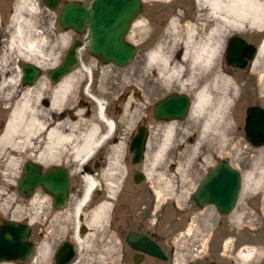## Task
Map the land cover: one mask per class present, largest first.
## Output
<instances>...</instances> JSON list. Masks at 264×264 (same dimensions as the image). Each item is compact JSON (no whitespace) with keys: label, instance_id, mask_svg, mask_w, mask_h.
I'll use <instances>...</instances> for the list:
<instances>
[{"label":"flooded vegetation","instance_id":"af4514ba","mask_svg":"<svg viewBox=\"0 0 264 264\" xmlns=\"http://www.w3.org/2000/svg\"><path fill=\"white\" fill-rule=\"evenodd\" d=\"M191 20L188 17L184 21ZM235 37L241 38L231 37L226 46L225 59L230 67L227 51ZM132 85L135 88L128 90L132 97L128 112L117 106L111 120L110 109H104L113 131L107 135L104 122L98 127V135L104 141L85 162H78L74 152L88 133L84 120L94 112L85 102L87 90L91 96L97 94L93 80L88 86L81 84L77 98L66 107L55 111L49 94L38 110L41 118L44 111H50L46 115L47 130L61 126L62 134L73 136L69 142L75 148L69 154L74 155L72 162L52 163L39 157L38 152L25 164L19 162L13 173L15 180H11L5 178L9 175L7 155L0 152V264H264V221L259 220L263 204L256 200L261 196L246 193L243 173L228 161L209 163L203 171H194L197 182L191 187L188 204L182 203V181L172 178L177 166L174 153L184 148L177 146V134L190 115L193 93L174 90L151 101L155 92L149 83H143L142 88ZM182 94L190 98L187 118L157 120L156 105L169 96ZM129 113L132 118L138 117L130 125ZM5 123L2 118L0 130ZM169 126L174 127L173 137L164 155L155 161L154 155L164 144ZM142 135L144 139L139 142ZM134 141L137 150L141 146L138 156L131 151ZM46 143L44 138L39 149L45 148ZM27 162L38 167L41 175L53 170L67 173L69 188L64 205L58 207L56 197L41 185L32 189L30 198L22 195L19 184ZM224 167L240 173L236 204L226 214L214 205L201 207L194 199L205 179ZM87 178L94 184L91 189ZM5 182L10 186H5ZM23 204L30 205L25 216ZM101 209L104 210L99 214ZM10 222L28 226L26 244L22 235L11 233H22L23 227L8 228ZM184 230L186 235L190 232L208 236L207 242L186 238Z\"/></svg>","mask_w":264,"mask_h":264},{"label":"rangeland","instance_id":"374dc122","mask_svg":"<svg viewBox=\"0 0 264 264\" xmlns=\"http://www.w3.org/2000/svg\"><path fill=\"white\" fill-rule=\"evenodd\" d=\"M66 1L79 2L89 6L93 0ZM141 1L142 11L133 21L126 36V40L136 46L137 54L130 65L125 68H119L112 64H104L89 53V35L87 31L83 34H77L73 30H64L60 27L59 14L63 4L55 10H49L43 0H29L31 5L29 8H36V13L30 14L31 11L26 9L24 11V15H26L25 19L32 26L33 32L40 34L41 38L47 41L46 45L42 49H39V52L42 51L43 53L44 51L45 56L43 57L45 58L39 57V55L37 56L39 62H42V67L40 68L42 70V77L33 85L38 89L34 96L36 97V94L41 91L42 86L43 89L47 85L53 87L47 77V72L62 64L66 53L76 40L83 43V47L79 50V68L72 74L76 89L74 88L71 92L72 94L54 108L56 111L66 107L71 99L77 98L76 95L79 86L81 84L88 86L93 80L97 94L93 96L89 95L86 87L88 93L85 95V102L94 110V112H91L92 117H86V120H84L85 128H87L88 132L93 126H103V122L98 118L97 102H101L104 108L110 109L112 115L109 116V119L111 120L116 116L114 109L117 106L123 111H129L132 97L128 95V90L134 87L132 85L133 83H136L140 88H142L143 83H149L151 89L155 92L152 93L151 101H154L162 93H168L174 90L187 94L194 93L197 81L198 83L200 82L198 74H196L198 79H194L195 82L186 81L189 77L187 76L189 75V70H185L183 79L180 81H168V75L165 72H160V63L157 61L150 63L148 54L153 52L159 44H162L163 56L169 62H177L181 45L176 34L171 33V23L173 19H176V15L181 14L189 15L193 19V14L197 13L198 10L196 0H173V2H169L170 0ZM17 2L18 0H0V37L4 43L2 46L4 53L7 52L6 48L9 41L8 34H5V32L11 28V21ZM163 34L164 37L168 34V37L166 36L164 38ZM233 36L243 38L248 44L255 46L257 49L260 47L264 38V34L246 30L245 33H232L227 39L226 44ZM13 57L16 56L13 55ZM225 58L224 55V59L219 61L217 70L222 71V67L226 70L223 76L229 79L230 87L234 94L230 108L224 113L225 119H217L212 129L207 133H203V123L208 117V112L195 116L190 112L189 117L183 123V130L180 134H177V146L182 145L184 148L176 150L174 153V161L177 163V166L172 178H178V180L182 181V203L184 206L188 204V198L192 191L191 187L197 182V177H195L193 172L197 170L203 171L207 167V164L220 160L228 161L234 168L240 170L244 175L245 185L247 177L252 178L253 183L250 194L260 195L261 198H257V201L264 200V147L257 148L252 146L246 140L244 130L247 108L253 105L264 107V89H262L264 85V57L257 66L252 67L251 64L249 67L243 69L244 71L241 69L235 70L232 66H228ZM23 64H25L23 59H13L11 69L18 71V68L22 67ZM16 75L17 73L15 72L13 76L15 77ZM225 83L223 85H226ZM18 85H20V80L18 81ZM16 88L17 86L15 90ZM12 90L10 88L6 90L4 92L5 95L13 93ZM215 93L221 94V91L217 90ZM45 100L46 98L44 97L37 101L35 106H37L38 110L41 109V105ZM10 101L5 102L0 99V120L2 118L3 120L4 118H8L7 111L12 106V102ZM213 108L214 106L209 108L208 111ZM47 113L42 114L44 115L43 117H46ZM130 113L127 117L129 120L128 125L133 120L136 122L138 119L137 115L132 118ZM39 117L41 118L40 115ZM38 140L42 144L44 140L43 136L40 135L39 139L35 141ZM20 141L22 140L17 138L16 142ZM73 146L69 143L65 144L64 147L66 150H69L54 160L49 158L47 149H40L43 153L40 152L39 155L40 157H45L46 161L52 163L62 161L72 162L74 155L69 154L75 150ZM20 154L21 157L18 156L17 152L13 155H7V158L16 157V161L21 162L23 165L26 161L34 158L33 154H35V150H31L26 146L21 149ZM6 167L9 170V175L5 176V178L15 180L13 173H16L18 166L11 167L7 164ZM159 171H162V169H159ZM192 181L194 182L192 183ZM258 182L262 183L258 184ZM5 186L9 187L10 185L5 182ZM23 209L22 216H25L26 213L30 212V205L23 204ZM260 212L259 220L262 219L264 221V205ZM185 232L186 230H184V236L186 238L191 237V239H197L202 244L207 242L208 236L201 234L191 235L190 232L186 235Z\"/></svg>","mask_w":264,"mask_h":264},{"label":"bare ground","instance_id":"6f19581e","mask_svg":"<svg viewBox=\"0 0 264 264\" xmlns=\"http://www.w3.org/2000/svg\"><path fill=\"white\" fill-rule=\"evenodd\" d=\"M169 2H173V0ZM196 3L198 10L191 21H184L188 19L189 15L181 14L176 15V19H173L171 23V33L176 34L181 45L177 62H169L163 56L162 44H159L153 52L148 54V60L150 63L155 61L160 63V72H165L168 75V81H180L183 79L185 70H189V75H187L189 77L186 81L198 79L196 76L198 74L200 82L197 81V86L194 88L191 112L193 116L208 112V117L203 123V133H207L215 125L217 119H225L224 113L230 108L234 99L230 81L223 76L226 70L223 67L222 71L217 70L219 61L224 59L226 54V41L235 32L245 33L246 30H252L255 33L264 34V0H196ZM29 6H31L29 0H18L11 21V28L5 32L9 37L7 52L5 53L2 49L4 43L0 37V99L1 101L11 100L10 102H12V106L7 111L8 118L4 129L0 130V152L6 155H13L18 152V156L21 157V149L27 146L29 149L35 150V153L42 152L40 149H47L49 158L54 160L67 152L64 146L71 142L73 136L62 134L59 131L61 126L47 130V116L40 118L35 104L49 94L52 95L54 107L68 98L72 94V90L76 89L72 74L79 66L71 74L65 76L58 85L52 84L55 86L53 91L51 86L47 85L44 89L42 86L36 97L34 96L38 90L36 86L22 84L23 65L27 63L41 68L42 62H39L37 56L45 58L43 57L45 56L44 51L43 53L42 51L39 52V49H42L47 42L41 38L40 34L33 32L32 26L26 21V15H24L26 9L31 11L30 14L36 13V8H29ZM166 36L168 37V34ZM166 36L164 37L163 34L164 38ZM263 57L264 38L258 48V54L252 63V67L257 66ZM18 58L23 59L25 64L17 71L11 69V65L13 59ZM15 72L17 75L14 77ZM19 80L20 85H18ZM223 82H226V85H223ZM9 88L13 89V93L5 95L4 92ZM262 89H264V85ZM217 90L221 91V94H216L215 91ZM212 106L214 108L208 111ZM97 107L98 118L104 122L108 131L107 135H110L114 126L110 120H106L105 108L101 102H97ZM46 112L44 111V113ZM48 114L49 112L46 115ZM173 131V126L167 127L164 144L154 155L155 161L164 155L166 147L173 137ZM40 135L46 138L47 143L45 148L39 149V140H35L39 139ZM17 138L22 141L16 142ZM103 141L104 137L98 135V127L93 126L84 136L82 146L74 152L78 162H85ZM7 164L13 167L19 162L16 161V157H8ZM87 179L88 188L91 189L94 184L91 178ZM245 182L246 193H250L252 191V178L247 177ZM261 183L258 182V184ZM262 204L264 205V200ZM103 210L101 209L99 214H102Z\"/></svg>","mask_w":264,"mask_h":264},{"label":"water","instance_id":"95a60500","mask_svg":"<svg viewBox=\"0 0 264 264\" xmlns=\"http://www.w3.org/2000/svg\"><path fill=\"white\" fill-rule=\"evenodd\" d=\"M64 0H43L49 10H55L64 4L60 11L59 25L64 30H73L77 34L87 31L89 35L88 51L104 64H112L119 68L130 65L137 54V48L125 40L133 21L142 11L141 0H93L90 6L79 2ZM81 41H74L65 55L62 64L47 72L53 85H58L65 76L71 74L80 65L79 50ZM258 50L241 38L230 41L227 51L228 64L234 68L245 69L249 62L257 57ZM42 76V70L34 65H23V85H34ZM190 110V98L182 94L172 95L160 101L155 108V116L159 121H184ZM246 140L254 147H264V108L252 106L247 109L245 119ZM144 135L139 138L143 141ZM141 140V141H140ZM137 143L132 144L131 151L138 156ZM223 173V175L221 174ZM36 185L43 186L56 197L58 207L66 202L69 179L64 171H51L41 175L39 168L27 162L24 167L20 191L25 198L31 197ZM240 187V173L231 167L219 168L208 176L194 199L199 206L214 205L222 214L228 213L236 204ZM8 228L23 227V243L26 244L29 228L18 223H8ZM9 247V246H8Z\"/></svg>","mask_w":264,"mask_h":264}]
</instances>
